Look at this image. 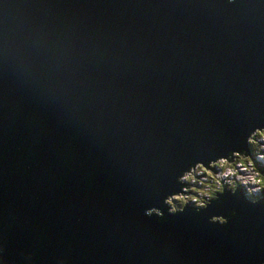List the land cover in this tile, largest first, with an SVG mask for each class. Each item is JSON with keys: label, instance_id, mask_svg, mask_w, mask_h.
Here are the masks:
<instances>
[{"label": "water", "instance_id": "obj_1", "mask_svg": "<svg viewBox=\"0 0 264 264\" xmlns=\"http://www.w3.org/2000/svg\"><path fill=\"white\" fill-rule=\"evenodd\" d=\"M263 128L264 0H0V264H263Z\"/></svg>", "mask_w": 264, "mask_h": 264}, {"label": "clouds", "instance_id": "obj_2", "mask_svg": "<svg viewBox=\"0 0 264 264\" xmlns=\"http://www.w3.org/2000/svg\"><path fill=\"white\" fill-rule=\"evenodd\" d=\"M259 137L260 140V150L264 151V130H258L257 132L253 133V137ZM250 144H256L257 141L250 137L249 139ZM234 156L237 157L238 163L235 164V168L229 163L228 159L221 158L219 161H216L215 163L211 164L209 167H205L202 164H197L194 168H192L189 172L185 173L182 177V181H190L192 184L199 183L201 185H204L205 182L211 178L213 181H215V184L217 186H221V179L227 180L228 177L235 176L238 180H240L245 185L247 184H253L258 185V187L254 189H250V191H261L264 189V178L260 177V173L255 170V167L253 165V162L251 158L242 156L240 153H234ZM261 159H264V157H260ZM258 161V157H256ZM245 160H247V165L245 164ZM221 168L226 169L225 171H221L219 174H215L212 171H210V168ZM236 168H239V170L243 173H248L247 176H240L236 172ZM260 168V167H259ZM198 176H202L203 179L197 180ZM229 183H232L231 181H228ZM219 190V187L217 188ZM185 192L188 191L187 188L184 189ZM193 192H198L200 195L210 196V192L202 191L201 189L193 188ZM176 196L172 197L165 202V212L166 213H175L182 211L185 206H189L192 210L201 209L204 207L208 200H198L197 196L190 197H184L182 194L178 192L177 186L173 192ZM179 195V196H177ZM166 198V197H165ZM151 214L157 215V211H151Z\"/></svg>", "mask_w": 264, "mask_h": 264}, {"label": "rangeland", "instance_id": "obj_3", "mask_svg": "<svg viewBox=\"0 0 264 264\" xmlns=\"http://www.w3.org/2000/svg\"><path fill=\"white\" fill-rule=\"evenodd\" d=\"M260 130H264V128L263 129H260ZM257 132V131H256ZM257 141V143H256V148L259 150V144H258V140H256ZM260 141V140H259ZM256 157H257V155H256ZM213 164V163H212ZM197 165V164H196ZM259 169V162L258 161H256V169ZM238 170H239V168H237ZM226 169H224V171H225ZM240 171V170H239ZM219 172V171H218ZM219 174V173H218ZM198 177H200V179H203V177L202 176H198ZM212 180V179H211ZM211 180H207V183H210V185H206V184H204V185H201V184H198V186L199 187H202V191H205V192H210V196H205V195H200L198 192H193L192 191V187L191 188H187L188 189V191L187 192H185L184 191V189L185 188H182L181 190H182V192H184V193H186L187 195H184L185 197H189V199H190V195H188V194H190L191 192H193V194H195L199 199L198 200H211L212 199V197H213V195L215 194V193H218V191H222V189H223V186H225V187H231L232 185H235L237 182H240L243 186L245 185L244 183H242L240 180H237V182H234L233 181V177H228L227 178V180H225V179H221V186H217L216 184H215V181H211ZM180 182H182V183H184V184H188V185H192V183L190 182V181H182L181 179L179 180ZM228 181H231L232 183H229ZM219 187V190H217V188ZM260 192H264V189H262ZM250 194V193H249ZM251 195V194H250ZM174 196H176L175 194H172V196L171 197H166L165 198V202L167 203V201L169 200V199H171L172 197H174ZM177 196H179V195H177ZM201 198V199H200ZM190 200H192V199H190Z\"/></svg>", "mask_w": 264, "mask_h": 264}, {"label": "bare ground", "instance_id": "obj_4", "mask_svg": "<svg viewBox=\"0 0 264 264\" xmlns=\"http://www.w3.org/2000/svg\"><path fill=\"white\" fill-rule=\"evenodd\" d=\"M251 137H253V134L251 135ZM256 140H258V137L256 136ZM258 144H260V141L258 142ZM248 145H250L249 144V142H248ZM260 148V147H259ZM221 158H224V159H228V156H225V157H219V158H216V159H214L213 161H209L208 160V166H206V165H204L205 167H209L212 163H215L216 161H219ZM236 163H238V161H236L235 162V164ZM196 166V165H195ZM195 166H193L192 168H194ZM192 168H190V169H188L187 171H185L184 173H182L181 175H179L178 177H176V179H177V189H178V192L180 193V194H182V195H187L186 193H184V192H182V188H194L195 187V185L194 184H192V185H188V184H184V183H182V182H180L179 180L181 179V177L185 174V173H187V172H189ZM210 171H212L213 173H215V174H218V173H220L221 171H224V169H221V168H218V167H216V168H210ZM215 171H217V172H215ZM219 171V172H218ZM197 180L199 181L200 180V177H197ZM208 180H211V178H209ZM212 181V180H211ZM197 184H199V183H197ZM205 184L206 185H210V183H207V181L205 182ZM253 185V184H252ZM255 186V185H254ZM225 186H223V188H224ZM256 187H258V185H256ZM202 188V187H201ZM245 189V188H244ZM247 191V190H246ZM248 192V191H247ZM216 194L217 193H215L214 195H213V197H212V199H215L217 196H216ZM260 194H264V192H260V191H256V196H253V195H250L249 193H247L246 195V197L248 198V199H250V200H256V198H257V196H259ZM188 195H190L191 197H193V196H196L195 194H193V192H191L190 194H188ZM199 199V198H198ZM208 201H210V200H208Z\"/></svg>", "mask_w": 264, "mask_h": 264}, {"label": "trees", "instance_id": "obj_5", "mask_svg": "<svg viewBox=\"0 0 264 264\" xmlns=\"http://www.w3.org/2000/svg\"><path fill=\"white\" fill-rule=\"evenodd\" d=\"M215 172H217V171H215ZM233 181H234V182H237V178H236L235 176H233ZM195 188H197V189H201V190H202V188L199 187L197 183L195 184ZM183 196H184V195H183ZM184 197H185V196H184ZM200 199H201V198H200ZM263 264H264V263H263Z\"/></svg>", "mask_w": 264, "mask_h": 264}]
</instances>
